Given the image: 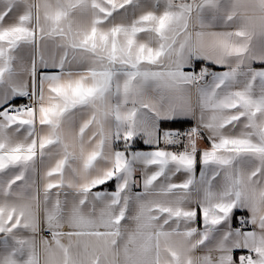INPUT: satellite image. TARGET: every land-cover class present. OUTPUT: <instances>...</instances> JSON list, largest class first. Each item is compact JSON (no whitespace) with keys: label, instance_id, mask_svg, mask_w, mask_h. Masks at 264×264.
I'll return each instance as SVG.
<instances>
[{"label":"snow or ice","instance_id":"snow-or-ice-1","mask_svg":"<svg viewBox=\"0 0 264 264\" xmlns=\"http://www.w3.org/2000/svg\"><path fill=\"white\" fill-rule=\"evenodd\" d=\"M0 264H264V0H0Z\"/></svg>","mask_w":264,"mask_h":264}]
</instances>
